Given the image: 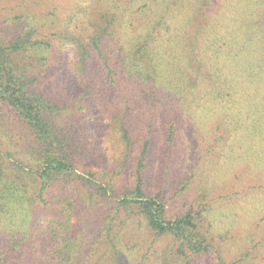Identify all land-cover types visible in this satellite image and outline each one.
<instances>
[{"label": "trees", "instance_id": "obj_1", "mask_svg": "<svg viewBox=\"0 0 264 264\" xmlns=\"http://www.w3.org/2000/svg\"><path fill=\"white\" fill-rule=\"evenodd\" d=\"M52 6L0 15V264L251 262L264 0Z\"/></svg>", "mask_w": 264, "mask_h": 264}, {"label": "rangeland", "instance_id": "obj_2", "mask_svg": "<svg viewBox=\"0 0 264 264\" xmlns=\"http://www.w3.org/2000/svg\"><path fill=\"white\" fill-rule=\"evenodd\" d=\"M20 3L28 4V6H30V8L35 11L48 13L53 8L52 5L62 4V0H0V15L5 14L6 11L7 10L9 11V9L11 10L12 7L15 11L19 10L17 5H19ZM236 230H237L236 228H233L232 233H234ZM222 238H224V235L221 236V239ZM157 245H158L157 247H160L162 243L159 241ZM224 247H226L227 249L229 247H232V242L231 241L226 242ZM250 261L251 262H247L244 264H264V248H257L254 254V259ZM200 262L203 261L201 260Z\"/></svg>", "mask_w": 264, "mask_h": 264}]
</instances>
